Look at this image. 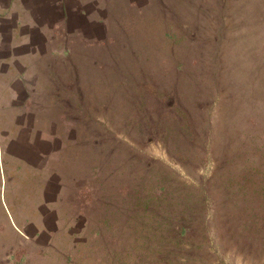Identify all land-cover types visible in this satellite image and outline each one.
I'll list each match as a JSON object with an SVG mask.
<instances>
[{
    "label": "rangeland",
    "instance_id": "rangeland-1",
    "mask_svg": "<svg viewBox=\"0 0 264 264\" xmlns=\"http://www.w3.org/2000/svg\"><path fill=\"white\" fill-rule=\"evenodd\" d=\"M133 1L54 65L70 213L29 264H264V0Z\"/></svg>",
    "mask_w": 264,
    "mask_h": 264
},
{
    "label": "crops",
    "instance_id": "crops-1",
    "mask_svg": "<svg viewBox=\"0 0 264 264\" xmlns=\"http://www.w3.org/2000/svg\"><path fill=\"white\" fill-rule=\"evenodd\" d=\"M124 4L0 0V264H29L30 251L38 253L66 229L58 118L46 102L57 94L54 65L75 62L77 46L105 45ZM2 168L11 191L6 201Z\"/></svg>",
    "mask_w": 264,
    "mask_h": 264
}]
</instances>
